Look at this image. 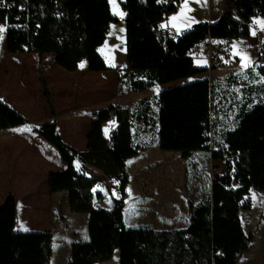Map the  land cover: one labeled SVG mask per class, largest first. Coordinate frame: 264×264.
Here are the masks:
<instances>
[{"label": "trees", "instance_id": "trees-1", "mask_svg": "<svg viewBox=\"0 0 264 264\" xmlns=\"http://www.w3.org/2000/svg\"><path fill=\"white\" fill-rule=\"evenodd\" d=\"M228 1L239 9V16L226 12L214 21L195 24L173 39L164 37L158 25L179 3L123 0L129 63L124 68L127 90L137 91L206 70L194 64L188 54L197 41L248 36L251 18L264 15V0ZM117 19L111 13L109 0H0V25L10 26L6 31L8 51H52L57 64L68 71L75 70L83 57L91 70L108 68L97 47L104 41L109 23ZM38 67L48 102L43 70L40 64ZM244 72L249 78L242 87L247 102L241 105L235 126L223 133L224 146L210 150L211 158L223 159L226 169L213 173L209 193L190 204L188 222L179 228L125 224L126 160L146 147L135 140L133 130L137 127L133 123L143 118L156 125L162 149L187 155L208 148V133L216 125L211 79L190 80L159 90L153 115L146 97L132 108L108 105L97 109L85 150L66 143L56 131L54 120L32 127L57 148L67 163L63 170L48 174L50 190L65 189L70 209L88 214V237L71 243L69 264H95L110 258L114 250L117 264L239 261L252 239L251 233L245 232L240 212L243 197L249 189H264V102H249L253 91H264V64L256 66V70L247 67ZM258 78L262 80L256 87L254 79ZM122 92L119 83L117 93ZM109 119H115L117 125L106 137L102 124ZM27 123L25 116L0 100V129ZM81 163L95 168L96 174L84 172ZM108 177L117 179L120 195L112 197L111 207L106 208L94 203L105 194L93 187L102 185L108 189ZM14 216L15 198L8 194L0 206V264H49L52 232L15 231Z\"/></svg>", "mask_w": 264, "mask_h": 264}, {"label": "crops", "instance_id": "crops-1", "mask_svg": "<svg viewBox=\"0 0 264 264\" xmlns=\"http://www.w3.org/2000/svg\"><path fill=\"white\" fill-rule=\"evenodd\" d=\"M122 1L117 0L116 9L125 13L121 7ZM184 4L185 0H180L177 9L166 14L160 23L181 33L197 23L214 21L225 11L234 14V11L238 9L231 2L224 0H200V2L188 0V7L192 11L185 12L181 16ZM110 10L118 19L109 23L105 39L97 47L108 66L106 69L91 70L87 58L83 57L75 70L68 71L57 64L55 53L52 51L9 52L6 33L3 41H0V100L20 112L28 120L27 124L0 129V206L6 196L12 194L15 198L13 222L15 231H22L19 230L21 224L28 231H51L52 241L55 238L64 237L70 249L73 241L84 240L88 237V233L87 236L77 234L79 223L87 224L88 214L70 209L65 189L50 190L48 174L51 171L63 170L67 163L61 158L57 148L32 127L54 120L56 131L66 143L78 150H85L87 132L95 119L97 109L108 105L132 108L141 99H134L135 93L132 94V92L147 90L148 87L137 91L127 90V76L124 68L129 63L125 15L123 17L115 15L111 5ZM174 16L181 18L173 21ZM248 36L237 39L244 40ZM214 39L227 41L229 44H232L234 40L233 38ZM234 51H238L232 48V54L237 60L238 55H234ZM189 55L194 64L206 67L203 72L195 74L196 79L205 77L212 79L217 74L219 75V69L212 67L208 56L197 55L195 56L197 62H195L194 56ZM256 58L259 64H264V53ZM39 64L44 74L45 87L49 96L48 102L40 80ZM81 64L84 67H80ZM249 67L252 65L250 64ZM244 69L245 67L241 70ZM119 83L123 90L122 93H117ZM154 102L156 106V101ZM140 120L143 118L134 121L133 127H152L145 120L143 123ZM116 125L115 119L103 122L104 135L109 137ZM104 127L112 128L106 132ZM153 127L156 128V125ZM155 134L157 137L156 129ZM73 165L77 168L75 161ZM81 165L84 172L89 175L96 174L95 168L84 163ZM100 186L102 185L94 186L93 190H101L104 193ZM94 203L102 205L99 199H94ZM190 204L188 203L189 206ZM162 228L165 227L155 229Z\"/></svg>", "mask_w": 264, "mask_h": 264}, {"label": "rangeland", "instance_id": "rangeland-1", "mask_svg": "<svg viewBox=\"0 0 264 264\" xmlns=\"http://www.w3.org/2000/svg\"><path fill=\"white\" fill-rule=\"evenodd\" d=\"M228 2V0H224ZM112 9L114 5L110 2ZM117 8V0H115ZM226 13V11L224 12ZM223 13V14H224ZM233 14V13H232ZM234 16H239V10L234 11ZM264 20V16L256 15L250 23L248 38L244 40L233 38L231 45L235 44L239 53L246 54L251 65L256 70L255 58L262 56L264 48L262 39L264 31L260 25L254 23ZM256 31V36L251 33ZM247 37V36H246ZM250 48H248L249 46ZM257 48V49H254ZM197 56V55H195ZM194 56L195 62H197ZM232 56L230 60L212 62L213 68L219 69V75L213 79V117L216 125L209 132L208 148L196 149L182 155L178 150L162 149L155 127H137L135 138L146 144L135 155L126 160L125 170L128 174V182L124 194V221L126 226H151L155 228H179L188 222L190 206L198 199L205 197L210 190V179L215 172H224L226 163L223 159H212L210 150L224 146L223 133L232 129L237 121L241 105L245 104L246 96L242 87L249 83L243 68L241 56L238 59ZM236 60V62H235ZM261 60H259L260 62ZM261 63V62H260ZM231 73L232 76L227 75ZM195 74L165 83H157L148 87L144 92L135 93L133 98L146 97L149 100V112L154 114L155 95L164 88L195 80ZM211 79V80H212ZM251 80V79H250ZM261 78L254 79L256 87H259ZM127 100V98H126ZM249 102H264V91H253L249 96ZM144 120V119H143ZM143 120H140L143 123ZM112 127H104L107 132ZM144 128V129H141ZM108 189L103 188L105 198L100 200L102 206L109 208L112 205V197L120 195L118 181L108 177ZM233 186H238L233 182ZM240 209L245 232L251 233L252 239L249 248L242 254L236 264H264V189H249L242 200ZM78 236H87V224L79 223ZM70 245L64 239L55 238L52 241L49 264H69ZM96 264H117V250H114L110 258L99 261Z\"/></svg>", "mask_w": 264, "mask_h": 264}, {"label": "built area", "instance_id": "built-area-1", "mask_svg": "<svg viewBox=\"0 0 264 264\" xmlns=\"http://www.w3.org/2000/svg\"><path fill=\"white\" fill-rule=\"evenodd\" d=\"M157 2L164 5H177L180 0H157ZM162 25L163 24L161 23L158 25V30L164 35V37L176 39L180 36L179 31L166 25L162 27ZM188 54H191L192 56L204 54L208 56L209 61L215 63L230 60V58L233 56H231V45H229L227 41L218 40L211 37H206L203 40L195 42L188 49Z\"/></svg>", "mask_w": 264, "mask_h": 264}, {"label": "snow or ice", "instance_id": "snow-or-ice-1", "mask_svg": "<svg viewBox=\"0 0 264 264\" xmlns=\"http://www.w3.org/2000/svg\"><path fill=\"white\" fill-rule=\"evenodd\" d=\"M110 2L114 5L113 12H114L115 15H120L121 17L126 15V13L119 12L116 9L115 0H110ZM197 2H200V0H197ZM191 11H192V9L188 7V0H185L184 9L182 10L181 16H183L185 14V12H191ZM180 18L181 17L174 16V17H172V20L176 21V20H178ZM254 23L260 25L261 30L264 31V20H258V21H255ZM173 26L175 27V24H173ZM8 27H10V26L6 25V24L5 25H0V41H3L4 34L8 30ZM162 27H164V25H162ZM121 31H123V30H121ZM251 34L253 36H256L257 33H256V31H253ZM232 47L235 50L238 46L234 44ZM234 55H240L241 56V60L243 61V67L247 68V67L250 66L251 61H250V58L246 54L242 55L241 53L234 51ZM80 67H84V65L81 64ZM19 230L28 231V229L26 227H24L23 224L20 225V229Z\"/></svg>", "mask_w": 264, "mask_h": 264}, {"label": "water", "instance_id": "water-1", "mask_svg": "<svg viewBox=\"0 0 264 264\" xmlns=\"http://www.w3.org/2000/svg\"><path fill=\"white\" fill-rule=\"evenodd\" d=\"M255 60H256V63H258V62H257V58H256ZM256 66L258 67V66H259V64H256Z\"/></svg>", "mask_w": 264, "mask_h": 264}]
</instances>
